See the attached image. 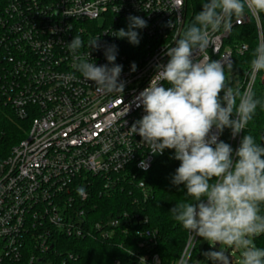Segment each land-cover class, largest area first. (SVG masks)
<instances>
[{"label":"built area","instance_id":"2783aa9c","mask_svg":"<svg viewBox=\"0 0 264 264\" xmlns=\"http://www.w3.org/2000/svg\"><path fill=\"white\" fill-rule=\"evenodd\" d=\"M129 16L147 21V27L134 29L138 45L114 36L128 30ZM249 20L246 14L233 25ZM186 28V0H0V101L30 122L26 136L0 162V264H72L79 256L68 241L108 243L117 231L127 235L132 223L147 222L123 199L119 212L110 214L109 198L128 194L130 204L139 206L151 195L139 175L165 151L152 155L130 132L146 114L135 98L149 86L155 66L170 59L166 47ZM230 33L214 34L211 59L233 63L235 54L247 51V44L227 42ZM76 35L84 41L77 55L97 66L108 64L105 49L116 45L123 93H101L75 69L67 44ZM91 37H100L98 49L87 46ZM256 77L249 71L231 87L253 90ZM242 134L233 138L229 131L234 159ZM223 136L224 131L219 139ZM138 235L147 252L131 264H163L153 251L156 232ZM194 251L191 264H196Z\"/></svg>","mask_w":264,"mask_h":264},{"label":"clouds","instance_id":"9594fccd","mask_svg":"<svg viewBox=\"0 0 264 264\" xmlns=\"http://www.w3.org/2000/svg\"><path fill=\"white\" fill-rule=\"evenodd\" d=\"M246 9L259 20L264 0H204L202 11L195 14L183 35L166 47L164 55L170 59L155 66L149 86L135 98L146 114L132 124L130 132L142 138L152 155L175 150L174 159L180 165L172 184L183 185L190 198L170 209L188 233L178 264H191L198 238L213 249L203 253L211 264H232L229 249L240 252V264H264V248L255 243L264 234V145L245 134L234 159L231 145L219 139L226 128L233 138L245 132L257 107L264 103L256 98L251 85L243 91L230 86L226 69L231 72L233 63L207 55L210 46L215 51L214 34L230 32L233 20L240 23ZM128 20V30L121 28L114 36L138 45L140 37L134 29L147 27V21L138 16ZM99 39L91 37L87 46L98 49ZM83 46L80 35L67 44L75 69L86 81L94 82L99 92L123 93L122 65L115 63L116 45L106 47L108 64L100 66L77 55ZM252 56L254 78L264 70V39ZM131 70H136L135 63ZM141 166L146 169L144 160ZM78 192L83 194L84 189Z\"/></svg>","mask_w":264,"mask_h":264},{"label":"trees","instance_id":"16d2710c","mask_svg":"<svg viewBox=\"0 0 264 264\" xmlns=\"http://www.w3.org/2000/svg\"><path fill=\"white\" fill-rule=\"evenodd\" d=\"M204 0H186L187 26L193 20L195 14L202 11ZM207 2V0H205ZM250 20L241 25H234L228 43L231 45L247 44L248 49L243 54H235L233 70L226 75L230 86L236 81H244L247 72L251 71L250 61L253 58V50L260 40L264 39V13L259 20L246 9ZM234 22V20H233ZM264 70L257 73L253 91L256 98L264 103ZM30 122L16 116L14 111L0 101V162L6 159L13 149L25 136ZM230 129L224 130L223 141L229 144ZM242 137L252 135L256 142L264 145V107L258 106L253 119L244 130ZM242 140V139H241ZM175 150L165 149L164 155L157 158L152 168L139 175L151 188V195L147 201H142L139 206L130 204L132 196L128 194L114 193L109 198L110 214L119 212L120 200L127 204V209H138L140 217L147 222L134 224L128 228L127 235L117 231L112 242H102L90 239L71 240L67 245L73 253L79 256L72 264H115L119 260L122 264L134 263L135 255L147 252L140 247L139 232H156L157 244L153 251L158 253L163 264H174L178 261L187 240V231L175 221L170 209L175 203L182 202L186 197L183 185L172 184V177L179 167L178 160L174 159ZM139 196V194H138ZM201 240V239H200ZM258 247L264 248V234L255 239ZM197 252L195 248L194 253Z\"/></svg>","mask_w":264,"mask_h":264},{"label":"rangeland","instance_id":"374dc122","mask_svg":"<svg viewBox=\"0 0 264 264\" xmlns=\"http://www.w3.org/2000/svg\"><path fill=\"white\" fill-rule=\"evenodd\" d=\"M262 80L264 81L263 76H262ZM210 250H213V249L211 248L209 243L201 239L197 245L196 260H195L196 264H211V261H208L206 257L203 255V253L210 251ZM228 254L232 258V260L237 261V263L240 264L241 257H240V252L238 250L229 249Z\"/></svg>","mask_w":264,"mask_h":264}]
</instances>
